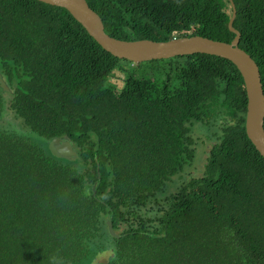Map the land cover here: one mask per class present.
I'll return each mask as SVG.
<instances>
[{"label": "trees", "instance_id": "trees-1", "mask_svg": "<svg viewBox=\"0 0 264 264\" xmlns=\"http://www.w3.org/2000/svg\"><path fill=\"white\" fill-rule=\"evenodd\" d=\"M231 1L264 96V0ZM85 2L116 39L234 36L228 0ZM120 60L64 8L0 0V264L100 252L96 264H264V158L244 132L235 66L202 53L142 61L153 75L133 70L117 89ZM13 118L22 133L2 127ZM52 138L75 159L54 157Z\"/></svg>", "mask_w": 264, "mask_h": 264}, {"label": "water", "instance_id": "water-1", "mask_svg": "<svg viewBox=\"0 0 264 264\" xmlns=\"http://www.w3.org/2000/svg\"><path fill=\"white\" fill-rule=\"evenodd\" d=\"M48 5L64 8L78 22L85 32L106 52L118 59L137 63L174 56L202 53L214 55L231 62L241 76L245 96L244 132L255 150L264 158V96L261 89L257 66L242 49L237 46L239 33L232 27L235 8L231 0V15L227 28L234 36L229 42L216 41L197 35L174 37L166 41L120 40L107 35L99 16L92 11L85 0H37ZM0 89L7 91L8 87L0 77ZM50 153L57 158L73 160L75 151L67 140L52 138L47 144ZM94 193V184L91 186ZM108 233L116 237L111 224L106 222Z\"/></svg>", "mask_w": 264, "mask_h": 264}, {"label": "rangeland", "instance_id": "rangeland-1", "mask_svg": "<svg viewBox=\"0 0 264 264\" xmlns=\"http://www.w3.org/2000/svg\"><path fill=\"white\" fill-rule=\"evenodd\" d=\"M119 65L122 67V71H117L115 75L111 79H109V84L112 86L116 87L117 89L122 85L123 79L125 75L128 73H133V70L137 73L139 72L141 75H145L147 77H150L153 75V73L156 71V66L153 63H149L145 65L144 67H136L137 64H130L128 62H124L120 60L118 62ZM145 64V63H143ZM2 127L6 128L8 130H11L16 133H22V128L20 127L18 121L16 119H7L6 121L2 122ZM74 160V159H73ZM73 160H68V161H73ZM109 255L105 253H97V255L91 260L92 264H96L98 262H104L107 260V257Z\"/></svg>", "mask_w": 264, "mask_h": 264}, {"label": "clouds", "instance_id": "clouds-1", "mask_svg": "<svg viewBox=\"0 0 264 264\" xmlns=\"http://www.w3.org/2000/svg\"><path fill=\"white\" fill-rule=\"evenodd\" d=\"M93 11V10H92ZM71 16V15H70ZM102 23V22H101ZM104 31V30H103ZM121 40V39H120ZM121 60H125V59H121ZM127 61V60H126ZM145 62V61H144ZM128 63H129V65L132 63V64H137V63H139V62H137V63H133V62H130V61H128ZM128 75V74H127ZM127 75H125V77L127 76ZM124 77V78H125ZM260 77V76H259ZM3 80V79H2ZM264 129V128H263ZM97 254H95L94 255V257L96 256ZM91 258V257H90ZM92 259H93V257H92ZM90 262V261H89ZM105 262V261H104ZM91 263H92V261H91ZM98 263H102V262H98Z\"/></svg>", "mask_w": 264, "mask_h": 264}]
</instances>
